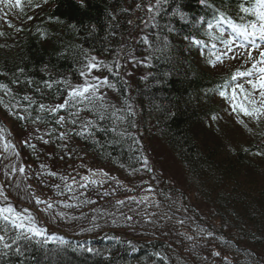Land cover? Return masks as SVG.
<instances>
[{"label": "trees", "instance_id": "1", "mask_svg": "<svg viewBox=\"0 0 264 264\" xmlns=\"http://www.w3.org/2000/svg\"><path fill=\"white\" fill-rule=\"evenodd\" d=\"M146 1L24 0L0 35V127L16 143L0 159V207L45 230L13 244L18 231L0 220L11 245L0 244V264H264V123L223 106L217 89L231 75L207 71L188 45L221 12L248 23L239 7L250 3L160 0L135 38ZM91 57L100 68L88 73ZM92 77H107L101 99L48 116ZM163 163L179 169L183 192L157 177ZM86 168L116 178L80 184ZM148 184L155 202L131 197Z\"/></svg>", "mask_w": 264, "mask_h": 264}, {"label": "snow or ice", "instance_id": "2", "mask_svg": "<svg viewBox=\"0 0 264 264\" xmlns=\"http://www.w3.org/2000/svg\"><path fill=\"white\" fill-rule=\"evenodd\" d=\"M47 2V0H45ZM202 4L205 3V0H200ZM250 3V6H245V4H241L239 7V11L241 13H244L247 16L252 17L253 19L249 20L248 23H235L230 19H227L225 17L224 13H219L218 17L216 18V24L220 25L221 23H226L231 26L233 32L236 35H239L243 37L245 41H249L250 46L252 49H257L258 45L256 43L257 38L260 41H264V0H248ZM160 0H157V6H159ZM0 4H3L6 8H21V0H0ZM39 4H36L35 7H39ZM154 9L152 6L148 8L149 12H152ZM31 19V17H29ZM243 19V18H242ZM9 24V27H13L10 21H6ZM209 28H212L213 25L211 23L208 24ZM18 31L20 29H17ZM0 35H3V33H0ZM226 46L228 47V51H232V48L230 45L233 43L232 40H225L223 41ZM194 43L199 44L200 41H195ZM241 47H244L243 44H241ZM235 58V57H233ZM249 60H252V53H248ZM217 61L221 60L220 56L216 57ZM215 66V65H213ZM100 65L96 62V58L92 57L91 60L86 65V70L88 73H90L93 69L99 70ZM86 73L84 71L81 72V75H85ZM240 77H252V79H248L247 83L251 86V91H247L244 89L243 85H237L235 88L232 89L231 95L227 93V91H222L217 89L219 91V95L228 100L231 106V110L234 113L243 114L246 117H250L256 121H259L262 117H264V50L259 51V59H257L254 63H252L251 67L248 68L245 71L236 70L232 76L231 81H236ZM94 81H97V83H91L87 80H85V83L82 86H77L75 88H71L68 91V99H65L64 103L55 105L50 111L55 114L56 112L63 110L70 101L79 100L80 102L88 101L91 102L93 99H101L97 95L98 89L101 86L107 85L108 80L107 77L101 78V77H92ZM16 83L17 81H13ZM229 84V81H225L223 87L227 88ZM51 87V85H47ZM111 87V85H109ZM0 88H5L7 91V88L5 85L0 84ZM236 88H239L240 93L243 97V100L240 101L237 96ZM258 95V98H257ZM25 100H28V97H24ZM0 103H3L2 100H0ZM44 105H40V108L43 110ZM10 114H12L10 112ZM17 119H24L25 117L16 115ZM215 119V117H213ZM64 120V117H61L60 120L57 121V123H61ZM239 123H243V121H238ZM75 123V121H73ZM115 131V129H113ZM4 129L0 127V140L4 139ZM64 134H61V137H63ZM27 143V141H25ZM47 143V141H45ZM5 148L12 147V145L5 143ZM256 155H264V153H256ZM145 164H147V160L144 161ZM24 171L23 168H20V172L22 173ZM85 180L88 179V177H84ZM91 183H95V181H91ZM3 192L0 190V195H2ZM37 203H41V201H37ZM122 203V202H119ZM48 207H51V205H48ZM27 212V209L24 210ZM0 220H4L8 224H11V226L18 231V235L15 239H13L12 243L15 244L17 240L24 238V239H31L32 237H41L45 236V230L38 227L34 219L31 215H22L20 212L16 211L11 205H8L7 207H0ZM27 220V224L25 221ZM26 233H30L31 236L26 235ZM0 244H3L5 248H10L11 245L5 242V237L0 236ZM19 252V249H17ZM91 251V249H89ZM214 255H219V253H214Z\"/></svg>", "mask_w": 264, "mask_h": 264}, {"label": "rangeland", "instance_id": "3", "mask_svg": "<svg viewBox=\"0 0 264 264\" xmlns=\"http://www.w3.org/2000/svg\"><path fill=\"white\" fill-rule=\"evenodd\" d=\"M156 1L157 0H147L144 3L143 7L139 6L138 10H139L140 16L137 15L132 19V22L134 20L136 21L135 22L136 33L134 35L135 38H137L141 35V31L144 28L145 23H146L147 15L150 13L148 11V8L150 6H153V4ZM13 2H14V0H13ZM15 10H16V8H14V7L13 8H6V7H4L3 4H0V33L7 26L8 23L6 21H10V22H14V23L16 22ZM217 27H218V25L214 24L212 28L208 27V30L211 32L215 31V30L218 31ZM221 28H222V32H223V34H221L222 38H224L225 40H226V38H229L230 40L233 41V43L230 45V47L232 48V51H230V52L228 51L229 46H226L225 43L221 46L220 45H214L212 43H209L208 45H204L203 43H199V44L192 43L191 46L197 47L200 45V46H202V48L207 47L210 49H216L217 50V56L221 57L220 61L222 62V64L219 67H217V69H219V70H222V69L232 70L234 73L238 69L241 71H245L248 68H250L252 63H254L257 59H259V51L264 50V45H259V43H257V45H259L258 48L252 49L249 41H245L243 39V37H240L239 35H236V34H234V36H233L227 29H225L223 27H221ZM234 37H239L240 40H236ZM241 44H243L244 47H241ZM249 52L252 53V57H253L252 60H249V58H248ZM128 55H130L129 52H126L125 54L123 53L120 64H121V67H123V69L126 71V74L128 76H131V73H132V70H130L131 67L127 63V61L125 60ZM233 57H235V58H233ZM128 60L132 61V59H128ZM96 62H97V60H96ZM248 79H252V77H240L236 80L237 82L235 85L236 86L237 85H243L245 90L251 91V86L247 83ZM84 83H85V81L82 82L81 84L77 85V86H82ZM236 86H234V88ZM236 91H237L238 99L240 101H242L243 97L240 93L239 88H236ZM231 92H232V90H231ZM231 92H228L229 96L231 95ZM257 98H258V95H257ZM226 104L230 105L228 100H226ZM261 120H262V118L260 119V121ZM253 121L256 122V120H254V119H253ZM250 126H252V125H250ZM253 126H257V124H255ZM5 143H7L6 140H4V139L0 140V157H1V153L3 155H5V152L8 150V148L6 149L4 146ZM158 157L160 158V155H158ZM164 164L165 163L161 164L162 169L160 170V173L157 176L162 177L164 175V177H165V175H167V178L170 179L171 185H173L174 187H178L177 189H179L183 192L184 190L181 188L182 187V179L180 176L181 174H180L179 169L173 168L170 170L169 169L170 166L168 164L167 165H164ZM150 167H151V165H150ZM29 170L35 171V169H33V168H30ZM84 177H88V179L85 180ZM106 178H107V176L104 175L103 172L101 173V172L91 171V172L86 173L82 177V181L84 183H88L91 181H101L102 179L106 180ZM150 185H152V184H148L146 188H143L140 190H131V191H133V192H131L133 194V195H131V197H133L134 199H138L140 201H143V202H147V203L150 201H153L154 200L153 198L155 195L152 192H154V190L151 189L152 192L150 190H148L146 192L147 188ZM152 186H154V185H152ZM177 189H175V190H177Z\"/></svg>", "mask_w": 264, "mask_h": 264}]
</instances>
